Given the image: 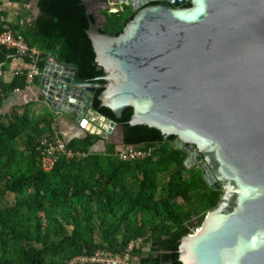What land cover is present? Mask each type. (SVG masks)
Returning a JSON list of instances; mask_svg holds the SVG:
<instances>
[{
  "label": "water",
  "instance_id": "95a60500",
  "mask_svg": "<svg viewBox=\"0 0 264 264\" xmlns=\"http://www.w3.org/2000/svg\"><path fill=\"white\" fill-rule=\"evenodd\" d=\"M130 4L137 12L118 34L102 32L88 8L95 19L85 31L105 71L102 105L119 118L131 107L130 126L155 128L163 142L175 136L184 164H200L206 183L222 191L181 239L179 262L264 264V0ZM52 55L46 97L78 111L79 121L97 84L77 80L76 68Z\"/></svg>",
  "mask_w": 264,
  "mask_h": 264
},
{
  "label": "trees",
  "instance_id": "16d2710c",
  "mask_svg": "<svg viewBox=\"0 0 264 264\" xmlns=\"http://www.w3.org/2000/svg\"><path fill=\"white\" fill-rule=\"evenodd\" d=\"M38 7L40 14L34 24L25 30L17 28V32L43 51L40 67L44 68L50 53L73 65L77 80L97 84L92 93L93 109L124 127L125 148L153 152L145 161L122 163L115 146H108L104 155L93 154L99 139L87 135L67 146L87 155L85 159L62 158L52 171L45 172L37 152L41 139L32 136L35 125L28 115L17 116L8 125L0 121V264H66L78 255H92L100 249L122 254L139 238L150 245L147 252L134 250L142 257L140 264H181V239L194 228V220L200 225L205 214L217 206L221 192L210 187L201 174L184 180L190 169L184 166V152L172 144L175 136L163 142L164 136L155 128L130 126L131 107L119 118L102 105L99 96L105 89V71L99 68L85 31L90 18L95 19L88 13L89 3L38 0ZM136 12L129 6L107 11L100 30L118 34ZM8 53L0 48V63ZM25 84V74H17L10 83L0 81V92L6 96ZM4 99L0 97V106ZM167 170L171 171L167 196H158L157 176ZM25 192L27 199L21 198ZM196 193L201 206L195 200ZM9 196L15 198L6 205ZM174 198L190 204L176 205L171 202Z\"/></svg>",
  "mask_w": 264,
  "mask_h": 264
},
{
  "label": "crops",
  "instance_id": "0c3cea01",
  "mask_svg": "<svg viewBox=\"0 0 264 264\" xmlns=\"http://www.w3.org/2000/svg\"><path fill=\"white\" fill-rule=\"evenodd\" d=\"M39 14L40 9L38 7V0H32L31 2L27 3L17 2L15 0H0V17L6 20V26H0V32L4 30H10L15 35L23 36L27 41L24 34H22L21 32H17V30H25L27 27L32 26ZM32 47L36 48L38 51V54H35L36 57L30 54H20L15 49L6 48L9 53L0 63V81L4 83H10L17 74H25L26 84L24 88H16L13 92L6 96L2 91L0 92V97H5L2 105L0 106V117H2V119L4 117L9 119L13 116V114L14 116H17V113L20 112L18 110L23 111L32 106L35 111L37 110V112L41 110L43 112H48L47 114H44L42 116V119L40 120L34 121L29 118L35 125L34 129H39L42 127H46V129H48L47 131L49 135L45 136L44 138L42 137L38 143V146L42 140L53 136L54 132L52 125L53 120L56 117L59 121V129L67 144L73 139H82L87 135H90L84 132L83 129L79 127V122L77 120L78 111H75V116H73V114L68 113L64 110H56L57 108H55L47 99L46 92L44 91V77H47V63L51 61L52 63H54L53 61H55L56 59L52 55L54 53H50L46 57L47 59L44 68H41L39 65V59L43 55V51L37 46ZM31 64H35L38 67L39 73L34 76L32 81H29L28 74ZM23 114L20 116H23ZM40 122L42 123L37 125ZM124 148L125 146L123 145V147L116 149V152H119ZM139 248L141 249V251L147 252L150 250V245L146 244L145 242L142 245H135L131 252V259L129 264H140L142 257L134 252L135 249Z\"/></svg>",
  "mask_w": 264,
  "mask_h": 264
},
{
  "label": "built area",
  "instance_id": "2783aa9c",
  "mask_svg": "<svg viewBox=\"0 0 264 264\" xmlns=\"http://www.w3.org/2000/svg\"><path fill=\"white\" fill-rule=\"evenodd\" d=\"M5 22L6 20L0 17V26L5 27ZM1 47L15 49L20 54H30L34 57H36L35 54H38L37 49L30 46L23 36L15 35L10 30H4L0 32V48ZM53 62L57 63L56 60ZM61 66V71H64V65ZM67 72L71 73L70 70H67ZM38 73V67L35 64H31L28 74L29 81H32L34 76ZM78 114L79 112L77 113V115ZM93 114L104 117L103 115L94 111V109H89L86 113L82 114V118L78 121L79 127L83 129L84 132L92 136L97 135L94 132V128L92 127V123L96 120L94 117H92ZM104 118L107 120V122L106 124L101 125L104 126L106 134L112 135L113 132L117 129V123L113 122L114 120H111L109 118ZM52 128L54 132L53 136L42 140L37 148V152L39 153L40 166L43 171H52L62 158H65L66 160H73L76 158L85 159L87 157V155L85 154L73 152L68 149V144L66 143V140L59 129V121L57 117L53 120ZM109 130L111 132H109ZM152 152L153 150L143 151L135 148H124L123 150L116 152V157L122 163L140 162L147 160ZM184 166L186 168H189L185 164ZM143 243L144 240L139 238L136 240H132L127 245V248L122 254H115L112 251L100 249L92 255H78L69 260L66 264H129L131 259V252L134 246L142 245Z\"/></svg>",
  "mask_w": 264,
  "mask_h": 264
},
{
  "label": "rangeland",
  "instance_id": "374dc122",
  "mask_svg": "<svg viewBox=\"0 0 264 264\" xmlns=\"http://www.w3.org/2000/svg\"><path fill=\"white\" fill-rule=\"evenodd\" d=\"M86 1L89 3V6H91V9L97 14L99 23L105 21V19H106L105 13L107 11H109V12L117 11V10L120 11V10H124V9L128 8V6L130 7L131 11H133V12L137 11V9H134L131 6L130 0H128L127 2H122L120 0H86ZM18 111H20L21 113L18 112L17 116L22 115L24 112L25 114L28 115V117L30 119H32L34 121L42 119V116L44 114L48 113V112H43L42 110L37 112V110L35 111L33 109V106L30 108H27L23 111L22 110H18ZM75 111L76 110H74L72 112H68V113H71V114H73V116H75ZM17 116H14V114H13V116L9 118L10 120L5 118V117L3 119H2V117H0V121L5 123L6 125H8V123L11 122V120H13ZM92 117H94L96 119L95 122L92 123V127L94 128V132L97 134V135H93V136L97 137L99 139L96 146L94 148H92L93 154L104 155L105 152L108 150V146H115L116 149L123 147V145L120 142L121 141V133L118 129H116L112 135H108V134H106V130L104 129V126L101 125V124H106L107 120L104 117L99 116L97 114H93ZM30 132L32 133V136H34L35 140L41 139L42 137L44 138L45 136L49 135L48 131L46 130V127L34 129V130H31ZM27 136H28V134H27ZM25 138H26V135H25V137L23 135L22 139L25 140ZM182 152H184V154H185V161H186L187 154L185 153L184 150H182ZM187 169H190V170L188 172H185V174L183 175L184 180H187L190 177L197 175V174H201L202 177H204V171L201 168L200 164H197V165L192 166V167L187 168ZM170 176H171V171H168V170L157 176V190L156 191H157L158 196H161V195L163 197L167 196L166 187H167V183L169 181ZM163 187H165L164 190L162 189ZM216 191H220L222 194L221 189H218ZM198 195L199 194L196 193L195 200L197 199L196 202L201 206L203 203L200 200V197ZM193 196H194V194H193ZM7 198L8 199L5 201V204L10 205L12 203V201H14L15 196H9ZM21 198H23V199L29 198L28 192H25L24 195H21ZM171 202H174L176 205H180V204L189 205L190 204V202L187 203L180 198L171 199ZM198 225H199L198 220L197 219L194 220L192 226L195 227ZM190 233H192V232H190Z\"/></svg>",
  "mask_w": 264,
  "mask_h": 264
},
{
  "label": "bare ground",
  "instance_id": "6f19581e",
  "mask_svg": "<svg viewBox=\"0 0 264 264\" xmlns=\"http://www.w3.org/2000/svg\"><path fill=\"white\" fill-rule=\"evenodd\" d=\"M88 91V90H87Z\"/></svg>",
  "mask_w": 264,
  "mask_h": 264
}]
</instances>
